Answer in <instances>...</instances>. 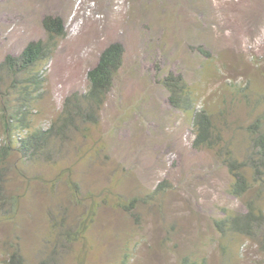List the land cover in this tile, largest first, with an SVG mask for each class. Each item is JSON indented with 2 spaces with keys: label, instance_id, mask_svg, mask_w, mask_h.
I'll use <instances>...</instances> for the list:
<instances>
[{
  "label": "rangeland",
  "instance_id": "rangeland-1",
  "mask_svg": "<svg viewBox=\"0 0 264 264\" xmlns=\"http://www.w3.org/2000/svg\"><path fill=\"white\" fill-rule=\"evenodd\" d=\"M47 15L61 17L67 35L44 68L33 130L48 129L65 100L85 92L109 44L125 46V64L99 124L43 156L0 154V264L16 249L25 264H264L258 238L225 236L213 224L250 201L264 209V185L232 195L218 153L194 148L189 116L160 82L183 74L243 159L249 126L264 129V0H0V62L44 39ZM3 107L0 98V152ZM132 199L134 215L123 209Z\"/></svg>",
  "mask_w": 264,
  "mask_h": 264
},
{
  "label": "trees",
  "instance_id": "trees-1",
  "mask_svg": "<svg viewBox=\"0 0 264 264\" xmlns=\"http://www.w3.org/2000/svg\"><path fill=\"white\" fill-rule=\"evenodd\" d=\"M42 25L44 39L30 42L20 54L8 55L0 62V98L4 102L3 127L7 139L1 155H10L15 149L25 160L43 156L53 149L56 141L68 139L72 132L80 131L83 126L99 124L101 111L125 64V46L120 42L109 44L101 52L96 65L88 71L85 92L68 97L61 115L48 129L33 130V112L43 97L46 82L44 68L67 35L66 24L59 16H45ZM197 51L208 56L201 46ZM160 82L168 92L172 107L189 116L195 132L194 148L218 153L233 178L232 195L243 198L253 183L264 185V129L259 122L249 126L252 143L244 158L239 159L229 145L223 143L216 115L205 106L199 108L197 93L183 74L171 72ZM3 181L0 175V215L6 211ZM138 203L137 199H132L123 205V209L134 215ZM213 224L225 236L236 234L258 238L264 249V209L255 202L247 204L246 212L224 210ZM9 264H25L19 249L15 250ZM181 264L197 262L185 257Z\"/></svg>",
  "mask_w": 264,
  "mask_h": 264
}]
</instances>
